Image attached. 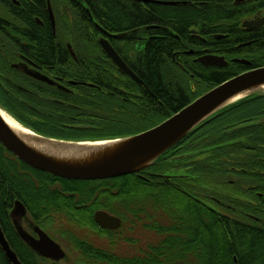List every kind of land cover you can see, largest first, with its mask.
<instances>
[{"label":"trees","instance_id":"16d2710c","mask_svg":"<svg viewBox=\"0 0 264 264\" xmlns=\"http://www.w3.org/2000/svg\"><path fill=\"white\" fill-rule=\"evenodd\" d=\"M108 1L90 2L97 19L104 18L102 11L107 10ZM208 1L197 20L206 24L233 21L228 4ZM155 8L156 20L162 28L146 42V48L139 55L134 54V49L119 51L146 87L121 74L101 52L97 35L80 28L87 25L84 21L73 23L66 12L58 17V35L87 46L79 54L82 65L71 69V63H65V52L59 55V65L67 71L68 78L92 86L79 85L74 95L61 99L63 104L58 105L44 97L27 96L12 83L0 79V108L23 127L48 138L80 142L125 138L158 126L225 81L264 67V43L232 50L231 36L218 43L221 54L227 61L235 56L247 59L248 65L230 61L226 67L206 68L184 63L190 60L184 48L189 22L186 13L174 7ZM108 15L119 21L113 10ZM142 15V21L150 17L149 13ZM125 18L130 23L135 21L132 17ZM28 21L39 31L31 18ZM45 38L43 45V40H32L40 42L41 53L54 63L57 55L50 47L51 37L46 34ZM87 52L91 55L87 56ZM14 78V84L23 83L11 77ZM186 153L194 157L183 160H195L189 166L205 176L204 182L225 185L226 176L232 174L240 177L235 186L253 187L256 203L253 212L261 219L254 223L253 232L239 225L217 222L216 217L207 215L199 235L193 236L197 225L193 226L190 214L184 215L190 210L187 200L164 179L144 181L136 174L95 181L61 179L28 167L0 144L3 232L23 264H54L34 255L18 238L10 211L14 202L20 201L27 208L29 221L39 225L73 256L65 264H264V92L215 114L148 170L167 167L172 163L168 158ZM181 163L174 166L184 171L187 166ZM100 210L122 219V227L118 231L101 229L93 218ZM169 218L175 229L173 241L168 235ZM138 227L157 232L158 241L143 244L125 236L127 231L135 233ZM127 243L133 249L124 254L120 247ZM0 264H10L1 248Z\"/></svg>","mask_w":264,"mask_h":264},{"label":"flooded vegetation","instance_id":"af4514ba","mask_svg":"<svg viewBox=\"0 0 264 264\" xmlns=\"http://www.w3.org/2000/svg\"><path fill=\"white\" fill-rule=\"evenodd\" d=\"M92 1L96 0H0V79L10 84L12 83L11 85L22 90L27 96L44 97L58 105L63 104L61 99H66V96L74 95L79 85L92 86L84 82H79L75 78H68L67 71H63L59 65V55L62 52H65L67 55L65 63H71V69L82 65L79 54L84 53L83 47L87 46L84 43H71L68 38L63 37L61 39L58 35V17H61L66 12L70 14L69 16L73 23L77 20L84 21L87 25L80 28L87 29L86 32L88 33L96 34L98 37L97 41L100 38L107 39L119 55L122 50L126 49H134V54L139 55L146 48V42L152 40L155 36L154 34L162 28L156 20L157 11L155 6L174 7L186 13L185 17L189 22L186 28L187 39L184 48L186 50V56L190 60L184 63L201 65L196 60L206 55L224 57L228 64L230 61L237 62L236 60L249 62L247 59L238 56L230 58L227 61L226 56L221 54L218 43L223 39L229 38V36L234 38L229 47L232 50L248 48L255 44L264 43V0H215L228 4L230 11L233 12V21L230 23L217 21L212 24H206L196 19V17L200 16L203 8L207 6L208 0H109L110 5H106L105 8L107 10L102 11L104 18L101 20L97 19L98 17L95 15V11L90 4ZM152 1L180 2V4L176 6L159 5ZM115 7L118 10H115ZM111 10L117 13L119 21H115L108 15V12ZM142 12L149 13L150 17L142 21ZM126 16L134 18V23L128 22L125 18ZM189 16L193 17L190 19ZM28 18H31V21L38 26L39 31L34 29L28 21ZM167 29L169 30V28ZM46 34L51 37L49 44L57 55L54 63H51L41 53L40 42H34L32 40L33 38L43 40L41 42V45H43V43L45 44ZM101 52L103 53L102 50ZM90 55V52H87V56ZM104 56L113 64L105 54ZM5 72L11 76L5 74ZM29 73H39L57 85L37 80ZM12 76L17 77L19 80L21 79L23 83L14 84L15 82L13 80L15 78L11 79ZM190 76L192 79L194 78L193 74ZM58 86L64 89H60ZM149 95L152 96L150 91ZM192 157L194 155L190 153H186L185 155L179 154L168 158V161L173 164L171 163L167 167L145 170L136 175L144 181H151L154 178L164 179L177 190L176 192L184 196V199L187 200L185 202L186 206L190 209L189 212L186 210L184 215L187 216L190 214L194 220L193 226L196 227L197 225V228H193V233H195L193 236L199 235L200 228L205 224L207 215L216 217L217 222L224 221L228 224L239 225L247 232H253L254 223L261 220L253 212V206L256 205L253 187L250 185L235 186L234 182L240 177L232 174L226 176L225 185H220L216 182L206 183L203 179L205 176L199 171L192 170L189 166L195 160H183ZM177 162L178 164L181 162V164L184 163L183 165L187 166L186 169L184 171L178 170L174 166V163ZM255 194L261 196L260 192ZM14 204L12 209L14 208ZM24 207L27 215L22 225L31 235L36 237L37 235L34 233L33 228L35 226L41 227L29 221L27 208L25 205ZM185 218L183 217V219ZM10 220L12 222L11 218ZM168 224H170L169 239L173 241L175 236L173 231L175 229L170 218L168 219ZM42 230L45 231L44 229ZM141 230L143 229L138 227L136 231ZM15 232L20 241L25 243L18 235L16 229ZM150 234H153L157 240L159 239L157 232L153 231ZM178 235L180 234L176 236ZM52 239L55 240L54 238ZM25 245L27 246L26 243ZM60 245L62 246V244ZM30 250L34 255L39 257L32 249ZM66 254V258L59 263H54L41 257L39 258L50 263L62 264L68 258L67 251Z\"/></svg>","mask_w":264,"mask_h":264},{"label":"water","instance_id":"95a60500","mask_svg":"<svg viewBox=\"0 0 264 264\" xmlns=\"http://www.w3.org/2000/svg\"><path fill=\"white\" fill-rule=\"evenodd\" d=\"M141 1V0H137ZM244 1V0H241ZM159 5L176 6L180 2L152 1ZM122 36V35H116ZM98 44L103 53L113 62L122 74L127 75L139 86L146 87L145 83L132 71L122 59L115 48L105 38H100ZM205 67H226L228 63L224 57L206 55L196 60ZM248 64L246 61H239ZM35 79L48 84L57 85L41 74H32ZM59 87V86H58ZM64 89L63 87H59ZM264 92V67L253 69L239 74L202 95L173 116L138 135L104 141H65L48 138L34 133L38 142H48L55 149L63 153L92 155L101 151L104 147L79 146L86 143L118 142L113 149H105L94 159L80 164H70L38 153L19 138L0 115V144L19 161L36 170L48 173L61 179L76 181H94L122 177L130 174H139L157 165V161L171 148L181 142L196 128L208 121L223 109L250 97ZM246 93L244 97L230 101L234 97ZM1 111V109H0ZM23 127V126H22ZM27 129V128H25ZM29 130V129H27ZM31 131V130H29ZM32 132V131H31ZM88 153V154H87ZM27 212L24 205L16 201L11 211L10 218L20 238L39 257L59 263L66 258V251L38 226L33 228L34 237L22 225ZM95 222L107 230H118L122 221L120 218L110 215L105 211H97L94 214ZM0 248L10 264H22L15 251L11 248L0 224Z\"/></svg>","mask_w":264,"mask_h":264},{"label":"bare ground","instance_id":"6f19581e","mask_svg":"<svg viewBox=\"0 0 264 264\" xmlns=\"http://www.w3.org/2000/svg\"><path fill=\"white\" fill-rule=\"evenodd\" d=\"M246 93L240 94L236 97H234L230 101H235L236 99H239L241 97H244ZM0 115L3 118V120L6 122V124L11 128V130L19 137L21 138L27 145L32 147L34 150H36L38 153L45 155L47 157L54 158L56 160L62 161V162H68L70 164H80L83 162H87L90 159H94V157H97L102 152L105 151V149H113L118 142H108V143H86L81 144L79 146L86 147V149L93 148V147H104L101 151L92 154L84 156L85 154L81 155L74 151L71 153H63L59 151L58 149H55L54 146L48 142L42 143L38 142L35 139V135L33 132L25 129L24 127L20 126L19 123H17L14 119H12L9 115H7L6 112L0 111ZM88 154V153H87Z\"/></svg>","mask_w":264,"mask_h":264},{"label":"rangeland","instance_id":"374dc122","mask_svg":"<svg viewBox=\"0 0 264 264\" xmlns=\"http://www.w3.org/2000/svg\"><path fill=\"white\" fill-rule=\"evenodd\" d=\"M9 115V114H8ZM10 116V115H9ZM11 117V116H10ZM12 118V117H11ZM13 119V118H12ZM15 120V119H14ZM16 121V120H15ZM17 122V121H16ZM18 123V122H17ZM20 124V123H19ZM22 126V125H20ZM148 231H145V230H141V231H135L134 232H130V231H127V234L125 235L126 237L130 238V239H136L137 241H140L144 243L146 242H149V240L153 241V242H157L158 240L154 237L153 234H150L151 232H148ZM98 243L97 244H100L101 242L100 241H97ZM63 246V245H62ZM141 244L140 243H137L136 247L137 248H140ZM63 248L66 250V248L63 246ZM133 249V245L131 244H123L121 247H120V250L124 253V254H127L129 251H131ZM68 253V257H69V261H72L71 259L73 258V256L67 251ZM217 254V252H215ZM72 256V258H71ZM62 264H65V263H62ZM68 264V263H67ZM70 264V263H69Z\"/></svg>","mask_w":264,"mask_h":264}]
</instances>
